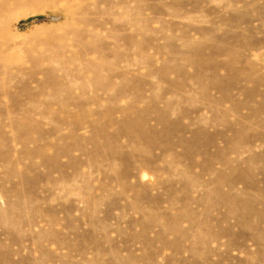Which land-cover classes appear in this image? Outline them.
<instances>
[{
    "label": "rangeland",
    "instance_id": "obj_1",
    "mask_svg": "<svg viewBox=\"0 0 264 264\" xmlns=\"http://www.w3.org/2000/svg\"><path fill=\"white\" fill-rule=\"evenodd\" d=\"M0 264H264V0H0Z\"/></svg>",
    "mask_w": 264,
    "mask_h": 264
}]
</instances>
